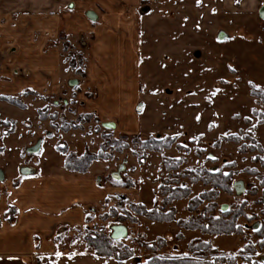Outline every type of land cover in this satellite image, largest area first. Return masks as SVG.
Segmentation results:
<instances>
[{
  "label": "rangeland",
  "instance_id": "374dc122",
  "mask_svg": "<svg viewBox=\"0 0 264 264\" xmlns=\"http://www.w3.org/2000/svg\"><path fill=\"white\" fill-rule=\"evenodd\" d=\"M239 1L199 0L198 4L197 0H140L135 14L139 86L130 83L132 68L127 63L120 69L126 80L115 88L127 96L125 107L134 105L135 122L123 124L126 119L117 115L115 131L103 128L93 114H86L90 115L87 122L79 120L86 115L76 112L72 87L66 83L63 92L68 93L61 98L66 102L32 90L10 95L23 109L0 101V170L7 176L0 182V196L6 192V180L17 178L22 166H39L41 171L58 168L63 161L58 149L81 156L85 152L95 154L102 144L123 135L141 141L174 138L172 147L162 154L138 151L130 139L124 140L128 147L122 152H108L112 158L104 161L102 173L118 172L119 178L114 180L107 174L105 182L110 183L111 177L121 185H112L114 193L108 200L87 211L92 221L64 229L59 238L63 247L59 264H142L151 256L143 245L157 239L164 241L158 255L182 256L189 242L199 240L210 243L236 264L264 263V249H258L261 238L255 233L258 225L264 227V169L255 160L264 154V96L252 95L253 90L264 93V21L256 13L238 11ZM220 31L227 36L223 40L217 39ZM125 39L127 43L130 40ZM58 42L63 48L66 75L83 79L86 51L74 50L61 31ZM73 59L75 67L71 68ZM115 99L105 102L106 113L116 110ZM69 125L78 128L63 131ZM32 136H41L42 142L38 151L28 153L27 141ZM250 145H259L262 153L250 151ZM242 146L244 150H240ZM162 156L184 162L168 172L161 164ZM195 168L232 173V186L242 183L241 193L232 189L231 194L220 192L213 200L214 214L222 206L227 212L241 213L237 218L240 235L208 236L177 225L178 220L194 216L206 204L199 205L196 213L187 209L190 199L209 189L181 175ZM129 184L132 187L127 188ZM166 185L185 186L191 191L187 198L171 205L176 210L173 221L152 222L131 212L132 204L147 208L159 205L160 189ZM114 227L125 229L120 241L133 248L134 255L120 263L90 256L83 236L95 231L112 235Z\"/></svg>",
  "mask_w": 264,
  "mask_h": 264
},
{
  "label": "crops",
  "instance_id": "0c3cea01",
  "mask_svg": "<svg viewBox=\"0 0 264 264\" xmlns=\"http://www.w3.org/2000/svg\"><path fill=\"white\" fill-rule=\"evenodd\" d=\"M236 4L238 11L258 17L264 0ZM139 6L140 0H0V96L32 90L61 99L68 93L63 92L66 83L72 87L78 114H93L101 126L112 123L114 131L117 115L126 119L123 124L135 122L134 105L125 107L127 96L115 88L126 80L120 69L127 63L132 68L130 83L139 86L135 46ZM60 31L74 50L87 53L83 79L63 70ZM114 99L116 110L106 113L105 102ZM41 142V136L28 138L27 150ZM63 161L58 168L43 171L39 166H22L17 178L6 180V192L0 196V264L61 263L59 238L64 229L82 226L87 211L114 193L115 188L105 182L112 173H102L104 161L93 162L85 174L66 171ZM5 177L3 173L0 182ZM10 208L16 212L11 222L6 220Z\"/></svg>",
  "mask_w": 264,
  "mask_h": 264
},
{
  "label": "trees",
  "instance_id": "16d2710c",
  "mask_svg": "<svg viewBox=\"0 0 264 264\" xmlns=\"http://www.w3.org/2000/svg\"><path fill=\"white\" fill-rule=\"evenodd\" d=\"M79 62H82L80 60ZM71 68L75 67L74 59L70 64ZM30 92V91H29ZM258 90H253V96H259L264 93H259ZM25 94V93H23ZM0 101L9 103L13 106L20 108H25L23 105L19 106L17 98L11 96H0ZM53 117V116H52ZM42 119H44L42 117ZM79 120L82 122H87L90 120V115L79 116ZM70 128L77 129L76 125H69L64 128L63 131H68ZM236 138V137H234ZM229 137L227 139H234ZM130 139L133 144H137V150L143 152H151L162 154L163 151L168 150L174 144L173 137H162V138H148L141 141L135 136L123 135L119 139H111L102 144L97 153L92 154L85 152L83 155H76L73 152H69L66 148L58 149V151L64 155V169L68 172L74 174H85L91 164L95 161H107L111 159V155L108 152H122L128 147L124 140ZM243 149V146L240 150ZM250 151H258L262 153L261 147L259 145H250L248 147ZM244 150V149H243ZM135 156L139 160V156L135 153ZM256 162L264 169V154L261 157H257ZM184 162L181 158H170L167 156L161 157V164L166 171H174L179 168V166ZM187 177L190 183H201V185L207 186L209 189L204 190L198 196L193 197L189 200L187 209L189 212H195L199 205L205 202V206L200 212H197L194 216H189L178 220L177 225L180 228L190 231H199L202 235L208 236H225V235H240L242 229L240 225H237V218L241 215L238 211L223 212L218 211L214 214L215 204L213 200L218 197L220 192L226 194L232 193V182L233 174L224 173L222 171H210L204 168H195L190 170H184L181 174ZM111 185L120 186L121 184L114 181L111 177L108 178ZM175 184V181L173 182ZM261 186L264 188V180L261 182ZM127 188L132 187V184L126 185ZM161 203L155 204L151 208H147L144 204L136 203L131 205V212L136 216H141L149 221L157 223L171 222L175 218L176 210L171 205L180 199H185L190 194L189 187H178L166 185L161 187ZM264 200V192L262 196ZM168 208V209H166ZM16 212L13 208H10L7 213L6 220L13 221ZM262 215L264 216V208L262 209ZM92 221L91 218L86 216L85 222ZM2 220L0 219V226ZM255 233L261 238L258 245V249H264V227L263 225H258L255 229ZM121 239H113L111 235L106 233L95 231L93 234H88L83 236V242L85 249L92 253L94 257L98 258H112L118 263L132 257L134 255V249L130 248L120 241ZM164 245L163 239H157L156 242L148 243L143 246L150 252L151 256L145 260L142 264H236L231 257L219 252L217 249L212 247L210 243H203L199 240H193L188 243L187 251L182 256L175 254L172 255H158L157 252ZM251 264H264L257 261H252Z\"/></svg>",
  "mask_w": 264,
  "mask_h": 264
},
{
  "label": "water",
  "instance_id": "95a60500",
  "mask_svg": "<svg viewBox=\"0 0 264 264\" xmlns=\"http://www.w3.org/2000/svg\"><path fill=\"white\" fill-rule=\"evenodd\" d=\"M258 18L260 19V20H262V21H264V5L259 9V11H258ZM227 36H226V34L224 33V32H219L218 33V35H217V39L218 40H223V39H225ZM76 84V82L75 81H72L71 83H70V85H75ZM102 127L103 128H108V129H113L114 128V125L112 124V123H104V124H102ZM38 149H39V143H37L35 146H33L32 148H29L28 150H27V152L28 153H35L36 151H38ZM122 169V166L119 168V171ZM111 177L114 179V180H118V172L116 173V172H114V173H112L111 174ZM3 180V173H2V171L0 170V181H2ZM233 189H234V191L236 192V193H241L242 192V190H243V188H242V183L240 182V181H238V182H236V183H234L233 184ZM221 210L223 211V212H225L226 211V206H222L221 207ZM111 237L113 238V239H120V238H123V237H125V229L123 228V227H114V229H113V233H112V235H111Z\"/></svg>",
  "mask_w": 264,
  "mask_h": 264
},
{
  "label": "snow or ice",
  "instance_id": "6c2138e0",
  "mask_svg": "<svg viewBox=\"0 0 264 264\" xmlns=\"http://www.w3.org/2000/svg\"><path fill=\"white\" fill-rule=\"evenodd\" d=\"M197 3L199 4V0H197ZM214 11V10H213ZM219 39V38H218ZM257 88L259 87L258 85L256 86Z\"/></svg>",
  "mask_w": 264,
  "mask_h": 264
}]
</instances>
